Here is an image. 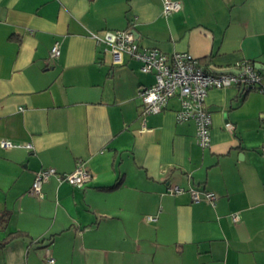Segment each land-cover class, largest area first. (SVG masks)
<instances>
[{
	"label": "crops",
	"instance_id": "crops-1",
	"mask_svg": "<svg viewBox=\"0 0 264 264\" xmlns=\"http://www.w3.org/2000/svg\"><path fill=\"white\" fill-rule=\"evenodd\" d=\"M175 1L165 17L161 0H0V140L32 145L0 148V243L21 234L0 264H264V93L209 90L206 149L175 121L176 99L140 132L152 74L113 64L89 36L131 28L140 48L188 52L214 73L248 61L264 88V0ZM78 161L85 187L51 177L30 194L36 172Z\"/></svg>",
	"mask_w": 264,
	"mask_h": 264
},
{
	"label": "built area",
	"instance_id": "built-area-1",
	"mask_svg": "<svg viewBox=\"0 0 264 264\" xmlns=\"http://www.w3.org/2000/svg\"><path fill=\"white\" fill-rule=\"evenodd\" d=\"M161 13L167 17L181 9V3L175 0H161ZM96 45H102L108 51L113 64H121L122 58L127 56L140 65V72L152 74L154 83L138 91L141 101L140 132L150 131L146 126V117L161 113L166 109L171 99H176L178 108L175 110V121L177 123L191 122L194 125L195 144L206 149L210 146L211 116L204 106L207 92L211 89H224L235 87L245 93H264L261 84V75L253 64L243 61L236 64L231 70L218 73L205 70L199 61L188 52H175L165 54L155 49L140 48L136 43V37L131 28L125 30H101L89 34ZM59 56V46L55 43L49 52L48 60ZM231 129V125H226ZM261 132L264 136V119ZM24 147L32 149V145L14 144L9 140H0L1 149H12ZM51 177L64 182L75 188L85 187L91 181L90 172L84 167L83 162L78 161L70 173H58L53 168H44L35 173L30 194L40 197L41 186L48 182ZM168 194H182L185 190L178 186H169ZM194 203L206 201L213 205L216 196L211 192H200L192 188L187 191ZM147 217V221H152ZM232 222H237L238 217L231 215ZM49 264L53 263L48 258Z\"/></svg>",
	"mask_w": 264,
	"mask_h": 264
},
{
	"label": "trees",
	"instance_id": "trees-1",
	"mask_svg": "<svg viewBox=\"0 0 264 264\" xmlns=\"http://www.w3.org/2000/svg\"><path fill=\"white\" fill-rule=\"evenodd\" d=\"M19 236H21L20 233H15V234H11V235L7 236V238L0 243V246L5 245L6 243H8L9 241H11L12 239L17 238Z\"/></svg>",
	"mask_w": 264,
	"mask_h": 264
}]
</instances>
